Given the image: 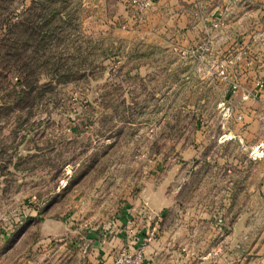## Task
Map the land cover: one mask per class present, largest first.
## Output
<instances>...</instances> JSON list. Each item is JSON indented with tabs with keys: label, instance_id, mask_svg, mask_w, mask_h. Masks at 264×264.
Wrapping results in <instances>:
<instances>
[{
	"label": "rangeland",
	"instance_id": "obj_1",
	"mask_svg": "<svg viewBox=\"0 0 264 264\" xmlns=\"http://www.w3.org/2000/svg\"><path fill=\"white\" fill-rule=\"evenodd\" d=\"M92 1L0 0V264H77L87 231L111 230L121 204L132 226L122 233H144L124 247L145 239L150 246L162 227L186 232L195 218L211 225L218 259L235 213L262 201L249 195L262 168L249 147L239 151L238 135L257 144L253 114L264 129V92L234 94L222 75L254 93L264 66L239 78L249 66L236 51H170L165 59L180 75L163 85L154 52L127 62L124 43L95 18ZM60 12L70 17L68 38L58 33L66 23ZM249 53L264 63V51ZM133 196L137 205L127 200ZM157 211H165L161 219ZM135 213L148 233L133 223ZM165 258L160 264H177Z\"/></svg>",
	"mask_w": 264,
	"mask_h": 264
},
{
	"label": "crops",
	"instance_id": "obj_2",
	"mask_svg": "<svg viewBox=\"0 0 264 264\" xmlns=\"http://www.w3.org/2000/svg\"><path fill=\"white\" fill-rule=\"evenodd\" d=\"M89 3V0H86L84 6H88ZM92 4H95V11H97L95 18H98L99 23L112 26L116 38L114 41L124 43L127 62L140 61L152 55L147 51L154 52L158 62L152 66L163 75V85L174 83L175 77L178 78L180 75L178 67H174L165 59L167 54L170 51H180L184 46L191 44L195 46L207 36L212 41L208 51H236L242 63L249 66L244 67L247 73L239 78L253 73L256 67L264 66V63L261 62L258 65L260 61L257 63L246 57L251 51H264V0H156L153 8L144 13L140 19L135 18L127 0H93L90 5ZM118 16H121L120 20ZM217 17H221L222 23L218 28H213L212 23ZM241 66V64L238 65V67ZM239 74H242L241 70ZM255 116L251 115L249 121L251 125L248 128L256 132V136L259 137L257 142H254L257 144L246 145L242 136L238 135V149L243 152L249 147L252 154H255L257 150L261 151L259 157L255 158L252 155V160L262 170L258 177L259 185L250 188L249 195L255 200L262 199V201L258 205L250 204L249 207L235 213L236 219L225 236V240L228 236L230 237V243L225 241L224 250L218 259L213 260L210 251L212 249L211 225L208 221L199 225L195 218L191 219L192 222L187 226L186 232L181 233L180 229H173L174 232L171 235V232L167 233L166 227H162L158 237L153 239L148 237V240L152 239L153 242L150 246V242L147 243L145 259H152L158 264L164 262L165 257L176 258L177 264H183L186 261L187 264H216V262L219 264H264V129H257L258 120ZM260 143L262 146L259 145ZM237 164L238 160L235 165ZM241 192L244 190L234 188L233 196H242ZM124 194L126 198L128 194ZM141 197L150 199L146 195ZM127 200H131L130 202L133 200V203L137 205L140 199L133 196L128 197ZM149 209L153 211L155 208ZM156 210L162 209L156 208ZM157 212H159L158 218L161 219L165 211ZM115 215L118 217L113 223L115 228L108 232L95 228L87 231L88 243L85 245L82 243L79 250L75 252L77 264H112L120 248L136 244L134 237L143 239L144 233H142L143 236L137 234L133 238H127V235L122 233L121 227L127 224L128 218H131L127 216L128 211L122 204ZM133 216L137 217L133 223L143 224V231L148 233L147 220L142 219L140 215L137 216V213ZM126 227L132 226L127 224ZM112 232L114 233L111 234ZM128 232L127 229L126 233ZM180 234L187 236L186 242L180 240ZM67 243L71 242L67 241Z\"/></svg>",
	"mask_w": 264,
	"mask_h": 264
},
{
	"label": "built area",
	"instance_id": "obj_3",
	"mask_svg": "<svg viewBox=\"0 0 264 264\" xmlns=\"http://www.w3.org/2000/svg\"><path fill=\"white\" fill-rule=\"evenodd\" d=\"M155 1L156 0H127V3L131 11L133 12L135 18L140 19L144 13H146L148 10L153 8ZM221 23H222L221 17H217L215 21L212 23V27L218 28ZM210 44H211V38L207 36L202 43L196 44L195 46H192L186 50L184 49L180 50L181 55L182 56L190 55L197 51L203 53V51H208ZM226 63L227 65L234 64V60L227 59ZM222 79L228 84L229 89L234 94L244 95L245 97L247 96H251L254 98L258 97L259 99H261V94L264 92V80L262 79L255 81L254 93L239 85L238 82L230 80L225 74L222 75ZM262 117L264 118V100L262 101ZM259 145L262 146L261 143ZM258 148L259 147H257V149ZM260 153L261 151L257 150V152L254 154V157L255 158L259 157ZM128 231H129L128 233L132 232L131 229H128ZM145 240H142L139 247L135 250H131V248L129 249L124 246L120 248L114 257L112 264H150L146 261L144 257L145 249L147 247V243Z\"/></svg>",
	"mask_w": 264,
	"mask_h": 264
},
{
	"label": "trees",
	"instance_id": "obj_4",
	"mask_svg": "<svg viewBox=\"0 0 264 264\" xmlns=\"http://www.w3.org/2000/svg\"><path fill=\"white\" fill-rule=\"evenodd\" d=\"M31 2H32V4L35 2V0H30ZM45 1H47V0H45ZM61 14V12L59 13V15ZM60 16H62V17H60V18H62L63 20H65L66 21V23H65V25H61V26H59L58 27V33L60 34V35H62L64 32H65V34H64V36L66 37V38H68L69 36H70V31L72 30V27L70 26V24L68 23V21L70 20V17L69 18H65V16H66V14L65 15H60ZM51 17H52V15H51ZM50 20V17H46V18H44V20H43V22L45 23V24H48V21ZM60 21H62L61 19H60ZM65 21H63V22H65ZM68 30V32H66ZM58 34V35H59ZM57 35V36H58ZM53 38L54 37H51V39H52V41H53ZM65 38V39H66ZM56 40H60V39H57V38H55ZM52 41H51V43H52ZM50 43V44H51ZM57 45H55V47H56ZM58 46H59V44H58ZM61 51H64V49H62Z\"/></svg>",
	"mask_w": 264,
	"mask_h": 264
}]
</instances>
